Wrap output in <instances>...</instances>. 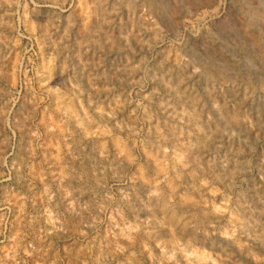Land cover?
I'll use <instances>...</instances> for the list:
<instances>
[{"label": "rangeland", "instance_id": "1", "mask_svg": "<svg viewBox=\"0 0 264 264\" xmlns=\"http://www.w3.org/2000/svg\"><path fill=\"white\" fill-rule=\"evenodd\" d=\"M154 2L0 0V264H264V0Z\"/></svg>", "mask_w": 264, "mask_h": 264}, {"label": "bare ground", "instance_id": "2", "mask_svg": "<svg viewBox=\"0 0 264 264\" xmlns=\"http://www.w3.org/2000/svg\"><path fill=\"white\" fill-rule=\"evenodd\" d=\"M150 2V1H149ZM159 2V1H158ZM262 2V1H261ZM152 3H154L151 7H153L154 9H156V8H158V7H160V5L157 3V2H154V0H152ZM163 7V6H162ZM247 9V8H246ZM255 9V8H254ZM153 10V9H152ZM157 10H155V12H156ZM162 11V9H160V11L159 12H161ZM167 11V10H166ZM96 13V12H95ZM167 13H169V12H167ZM255 14H256V12H254L253 11V7H252V13H251V15H252V20H254V17H255ZM160 16V15H159ZM163 16V15H162ZM161 16V17H162ZM165 16H167V15H165ZM250 18V17H249ZM171 19H172V17H171ZM177 19V18H176ZM251 19V18H250ZM250 19H248V22L250 21ZM170 20V19H169ZM174 22V21H173ZM171 24V23H170ZM66 26V25H65ZM87 35H88V33H87ZM128 39V38H127ZM263 40V39H262ZM256 42V41H255ZM261 42V41H260ZM262 43V42H261ZM222 63V62H221ZM219 65V64H218ZM221 65V64H220ZM223 65H224V62H223ZM207 68V67H206ZM212 68V67H211ZM222 69H224V68H222ZM206 70V69H205ZM210 71V70H209ZM212 71V70H211ZM217 71H218V69H217ZM223 72V71H222ZM221 72V73H222ZM180 73V72H179ZM209 74H210V72H208ZM219 73V72H218ZM212 74V73H211ZM215 74V73H214ZM208 75V74H207ZM222 75V74H221ZM205 76V75H204ZM210 76V75H209ZM206 77V76H205ZM213 77V76H212ZM79 82V81H78ZM174 85V84H173ZM175 86H176V84H175ZM199 96V95H198ZM194 100V99H193ZM177 109V108H176ZM224 109V108H223ZM182 112H184V111H182ZM194 113V115H195V112H193ZM193 116V115H192ZM195 134V133H194ZM212 136V135H211ZM195 139H197V138H195ZM199 139V138H198ZM201 139V142L203 141V142H205L206 141V137H202V138H200ZM200 141V140H199ZM195 142V141H194ZM207 142V141H206ZM199 144V143H198ZM248 167V166H247ZM224 168V167H223ZM208 171V170H207ZM228 173V172H227Z\"/></svg>", "mask_w": 264, "mask_h": 264}]
</instances>
